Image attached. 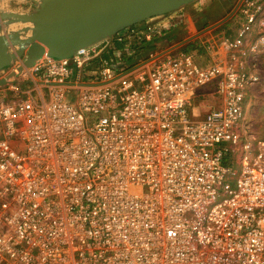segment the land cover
Segmentation results:
<instances>
[{"label":"built area","instance_id":"obj_1","mask_svg":"<svg viewBox=\"0 0 264 264\" xmlns=\"http://www.w3.org/2000/svg\"><path fill=\"white\" fill-rule=\"evenodd\" d=\"M236 14L238 38L207 43L204 65L174 49L130 64L180 20L164 15L10 72L0 264H264V141L242 126L264 0H239ZM209 89L215 105H199Z\"/></svg>","mask_w":264,"mask_h":264},{"label":"water","instance_id":"obj_2","mask_svg":"<svg viewBox=\"0 0 264 264\" xmlns=\"http://www.w3.org/2000/svg\"><path fill=\"white\" fill-rule=\"evenodd\" d=\"M48 1L44 0L45 3ZM183 1L186 0H69L49 3L31 15L1 13L0 22L31 24L32 27L26 39L18 40L16 34L9 35L8 40L0 38V68L15 58L4 53L9 45L27 47L23 67H31L44 50L54 58L69 57L76 49L87 47L86 43L94 38L93 33L97 30L113 24L112 28L118 29L110 31L111 37L131 25L170 14ZM22 54L23 51L17 52L18 57ZM11 78L12 75H9L0 80V87Z\"/></svg>","mask_w":264,"mask_h":264},{"label":"rangeland","instance_id":"obj_3","mask_svg":"<svg viewBox=\"0 0 264 264\" xmlns=\"http://www.w3.org/2000/svg\"><path fill=\"white\" fill-rule=\"evenodd\" d=\"M221 1L222 0H211L210 1L211 4H209L212 7L211 9H217L216 6ZM237 1L238 0H235V3H237ZM15 2L16 1L14 0V3ZM14 3L11 6L12 8H1L0 7V14L1 13H14V14H20V15H31V14L36 13L34 10H30L29 8H27L25 4L20 3L19 0H18L17 5H15ZM204 3H202V5ZM7 4L8 3H6L5 0H1L0 5H7ZM233 7L234 6H232V8ZM203 19H205V13L204 14L202 13L199 15L198 20H197L198 24L196 25L197 28L194 30V32L192 31V34H189L188 37L192 35H197L198 33L210 27L211 24H207L206 21H203ZM31 27H32L31 24L16 23V22H10V21L0 22V38H5L6 40H8L9 35L16 34L17 35L16 39L18 40L26 39L30 36L29 29ZM236 32L237 31L235 30L234 27H218L210 31L207 35H205L204 37H201L197 41L187 43L189 44V46L191 45L190 48H187L189 46L186 44L184 46L182 45L180 47L181 49L178 47L177 49L184 50V51L186 50L190 51L192 49L199 48L204 43V41H207L208 43L210 42L213 43L222 38H230V37L236 36ZM166 38H167L166 36L165 38H161L159 36L153 42L155 45H159L158 47L154 48V51L160 52V51H164L167 48L169 49L173 47L176 41H173L174 43L171 42L170 40L166 41ZM20 51H23V54L21 57H18L17 52H20ZM27 51H28L27 47L19 48L13 45H9L8 47H6L4 53L6 55H14L15 58L12 59L6 66L0 68V75L5 72L6 74L5 76H7V73L11 72L15 67H18V66L23 67V63H24L23 60L27 57ZM144 57L145 56L140 54L138 55L137 59H133V61H131L130 64L133 65L137 60H142L144 59ZM245 62L249 66H251V69H253L251 71L254 72V74L258 76V83L252 86L248 92L247 103L245 107L242 126L248 127L250 130V133L257 140L264 141V51H261V53H259L257 56H250V55L246 56ZM95 66H96V61L91 62L89 66H87L84 69V72L94 69ZM209 92H210V89L205 90L203 92L204 95L202 96L200 103H198L199 105H204L207 107L209 105H215L214 101L210 97ZM205 112H206L205 110H200V116H203Z\"/></svg>","mask_w":264,"mask_h":264},{"label":"crops","instance_id":"obj_4","mask_svg":"<svg viewBox=\"0 0 264 264\" xmlns=\"http://www.w3.org/2000/svg\"><path fill=\"white\" fill-rule=\"evenodd\" d=\"M8 1H10V2H8ZM15 1L16 2L14 3V0H5V2L8 4L7 5H0V7L1 8H12L11 6L13 3L15 5H17V3H18V0H15ZM66 1H69V0H52V2L50 0L46 3L44 2V0H19L20 3L25 4V6L27 8H29L30 10H34V11L42 9L43 7L47 6L49 3L50 4L51 3L57 4V3H63ZM210 1L211 0H186L183 2H179L173 8V10L170 14H167V16L166 15L164 16V18H166V19L168 17H171L172 15L178 16L180 18V21L176 25L175 24L171 25V23L168 21H165L163 24V25L167 26V29L164 33L161 34L162 36H160V37L165 38V36H166L167 37L166 41H168V40H170L171 42L176 41L175 44L173 45V47L169 48V49L180 50L181 49L180 47L182 45L184 46L187 43L195 42L198 39H200L201 37H204L205 35H207L210 31H212L218 27H234L235 30L237 31L236 36H233L230 38L231 39L238 38V32L240 31V29H242L241 20L236 14V9L238 7L239 0L237 1V3H235V0H222L216 6L217 9H211L212 7L209 5V4H211ZM0 3H1V0H0ZM202 3H204L205 5L204 4L202 5ZM199 6H201L202 8ZM232 6H234V7L232 8ZM202 13L203 14L205 13V19H203V21H206L207 24H211L210 27L208 29L198 33L197 35H192V36L188 37L189 34H192V31L194 32V30L197 28L196 27V25L198 24L197 20H198L199 15ZM206 17H208V18H206ZM160 18H163V16H161ZM154 20L157 22V20H159V19H154ZM113 26L114 25L111 24V26L109 28H104L103 30H97L95 33H93L94 38L89 40L88 43H86L87 44L86 46L95 45V44L100 43L104 39H108L110 31L118 29V28L113 29L114 28ZM262 30H264V28H262ZM119 31H121V30H119ZM119 31H117V32H119ZM256 32H257V28H253L252 30L248 31L247 36H245V38H244L245 46H247L251 42V40L255 37ZM178 43H180V44H178ZM207 43H208L207 41H204V43L199 48L192 49L190 51L186 50V52H199L200 54L198 57V61L200 64L204 65V64L209 62L208 56L203 51V48ZM187 45L189 46V44H187ZM122 46H123V44H120V43L119 44H112L111 50L115 52L114 53L115 55H118L117 53H119V52L121 53L124 51V50H122V49H124V48H122ZM158 46L159 45H155L154 43L147 44V45L143 44L142 47L140 46L141 48L140 47L137 48L136 53H137V55L141 54V55L145 56L148 52H150L152 49L154 50V48L158 47ZM190 46L187 48H190ZM177 47L180 49H177ZM73 49H74V47H73ZM169 49L167 48L165 50H169ZM25 60H26V58L23 61H25ZM5 75H6L5 72L2 73L0 75V80L5 79L8 75H10V72L7 73V76H5ZM20 86H21L23 93L30 92V90H31L28 88V85H26L24 83H22ZM31 97L34 99V101H39V99H40L39 95H34L33 93L31 94ZM4 98L5 99L10 98V95H8V94L3 95L2 93H0V99H4ZM43 98H45L44 95H43Z\"/></svg>","mask_w":264,"mask_h":264}]
</instances>
